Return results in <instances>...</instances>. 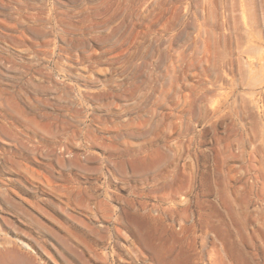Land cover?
I'll return each instance as SVG.
<instances>
[{"label":"rangeland","instance_id":"obj_1","mask_svg":"<svg viewBox=\"0 0 264 264\" xmlns=\"http://www.w3.org/2000/svg\"><path fill=\"white\" fill-rule=\"evenodd\" d=\"M0 264H264V0H0Z\"/></svg>","mask_w":264,"mask_h":264},{"label":"bare ground","instance_id":"obj_2","mask_svg":"<svg viewBox=\"0 0 264 264\" xmlns=\"http://www.w3.org/2000/svg\"><path fill=\"white\" fill-rule=\"evenodd\" d=\"M9 245H10V244H9ZM23 246H24L25 248H27V249L29 248L26 244H24ZM10 252H11V251H5V252H3V253H2V255H4L3 257L9 256ZM12 254H13V251H12Z\"/></svg>","mask_w":264,"mask_h":264}]
</instances>
